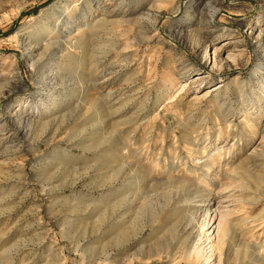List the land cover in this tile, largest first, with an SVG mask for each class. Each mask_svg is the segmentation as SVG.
<instances>
[{"label":"rangeland","instance_id":"374dc122","mask_svg":"<svg viewBox=\"0 0 264 264\" xmlns=\"http://www.w3.org/2000/svg\"><path fill=\"white\" fill-rule=\"evenodd\" d=\"M217 223L206 264H264V0H0V264H203Z\"/></svg>","mask_w":264,"mask_h":264},{"label":"bare ground","instance_id":"6f19581e","mask_svg":"<svg viewBox=\"0 0 264 264\" xmlns=\"http://www.w3.org/2000/svg\"><path fill=\"white\" fill-rule=\"evenodd\" d=\"M207 57V56H206ZM208 58V57H207ZM208 62V59L205 60ZM207 64V63H206ZM208 213L206 214V219H208ZM213 218L210 219V222L212 221ZM220 221H222V218L219 219ZM219 221V223H220ZM224 221V220H223ZM219 223H217L216 226L212 227V225H210L209 229H212L210 231V233L208 235H205V233L203 232V230L200 231V235L197 236L198 238H196V244L192 247L191 252L189 253L191 257H193L194 259L197 260L198 263H200L201 261H203V264L208 263L207 261L212 258V255H214L217 251H218V247L216 246L217 242H215L214 244H212V241L210 240V235H212L214 232H216L215 236H218V231H219ZM209 223H206V225H208ZM222 224V223H221ZM204 237L206 243L204 244V241L202 240ZM218 238V237H217ZM218 240V239H217ZM199 243V244H197ZM200 245L202 247H200ZM209 255V256H208ZM208 256V257H207Z\"/></svg>","mask_w":264,"mask_h":264}]
</instances>
